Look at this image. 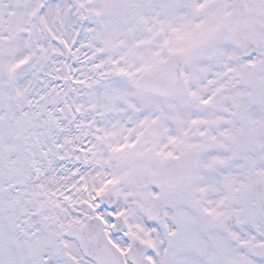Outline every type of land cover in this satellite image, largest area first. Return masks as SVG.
Here are the masks:
<instances>
[{"label":"snow or ice","instance_id":"obj_1","mask_svg":"<svg viewBox=\"0 0 264 264\" xmlns=\"http://www.w3.org/2000/svg\"><path fill=\"white\" fill-rule=\"evenodd\" d=\"M0 264H264V0H0Z\"/></svg>","mask_w":264,"mask_h":264}]
</instances>
